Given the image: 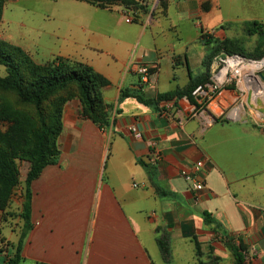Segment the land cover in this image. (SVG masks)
Masks as SVG:
<instances>
[{
  "label": "crops",
  "instance_id": "crops-1",
  "mask_svg": "<svg viewBox=\"0 0 264 264\" xmlns=\"http://www.w3.org/2000/svg\"><path fill=\"white\" fill-rule=\"evenodd\" d=\"M135 1L55 0L2 31L38 64L84 63L109 81L102 91L109 128L84 117L79 99L64 107L59 160L32 183L23 256L30 264H237L231 239L243 246L246 264H264V115L246 106L250 89L253 104L264 103L257 76L264 64L235 76L218 57L212 83L221 89L204 108L188 97L142 102L195 84L216 42H239L247 23L264 24V0ZM168 106L178 110L174 117L161 115ZM202 111L215 119L211 126L196 116ZM199 161L204 189L196 192L182 172L193 174ZM23 193L9 208L17 216L4 222L0 210V264L20 239ZM159 240L169 246L167 258Z\"/></svg>",
  "mask_w": 264,
  "mask_h": 264
},
{
  "label": "trees",
  "instance_id": "trees-1",
  "mask_svg": "<svg viewBox=\"0 0 264 264\" xmlns=\"http://www.w3.org/2000/svg\"><path fill=\"white\" fill-rule=\"evenodd\" d=\"M82 1L100 7L115 3H137L135 0ZM5 3L6 0H0V24ZM246 33L260 37V42L252 52H247L238 41L227 39L216 42L203 61L205 71L195 84L187 89L160 95L156 100L142 102L158 106L164 101L188 97L198 108L206 107L208 100H205L203 105L198 104L193 92L200 86L212 84L211 67L218 57L238 55L254 61L264 58V24L247 23ZM0 65L7 70V75L0 77V94L15 97L21 107L18 109L0 97V125L10 124L6 132L0 129V210L4 222L17 216L16 213L9 211L15 189L20 184V169L16 159L29 163L24 183V203L19 214L23 227L18 244L11 247L4 264H30L23 256V249L32 229V183L40 177L44 168L56 164L59 160L58 138L63 130L64 107L69 101L79 99L84 117L104 129L109 128L111 119L102 93L103 88L109 85V81L84 63L56 58L52 62L38 64L22 48L1 38ZM225 87L235 86L228 84ZM158 244L167 258L170 254L168 244L162 240H159ZM226 246L233 253L237 264H246L243 246L235 245L231 239L226 242ZM197 256H201L199 250Z\"/></svg>",
  "mask_w": 264,
  "mask_h": 264
},
{
  "label": "rangeland",
  "instance_id": "rangeland-1",
  "mask_svg": "<svg viewBox=\"0 0 264 264\" xmlns=\"http://www.w3.org/2000/svg\"><path fill=\"white\" fill-rule=\"evenodd\" d=\"M63 2L64 1H60L59 5L61 6ZM54 5H55V0H6V3L4 4L5 14L4 17H2L4 23L2 25L3 28L2 29L0 28L1 29L0 38L3 39L1 37L3 35V32L5 34L13 32V30L17 26V21L21 16H23L25 11L33 10V11L45 12L46 10H50ZM239 43L243 46V48L247 52H252L258 45L257 38L248 37L247 34L245 35V33L244 36H242ZM245 70H252V69H250V67H247L245 68ZM6 75H7L6 67L0 65V77H5ZM0 97L9 103H12L14 107L18 109L21 108L15 97L11 95L3 96L1 94ZM9 127H10L9 123H2L0 125V129L3 132H6L9 129ZM18 166L20 169V175L22 176L23 179L25 178V173L27 171V168H29V163L20 160ZM21 187H22V192H24V185L20 183L19 186L15 189V195H16V191H19Z\"/></svg>",
  "mask_w": 264,
  "mask_h": 264
},
{
  "label": "built area",
  "instance_id": "built-area-1",
  "mask_svg": "<svg viewBox=\"0 0 264 264\" xmlns=\"http://www.w3.org/2000/svg\"><path fill=\"white\" fill-rule=\"evenodd\" d=\"M126 22L130 23L132 22L131 18L128 17L126 18ZM239 60V64L235 65V66H230L229 65V61L230 60ZM219 61L220 64L222 65L223 68H227L228 71H232L234 73L235 76H239L240 73L243 71L241 69V67L243 65H248L250 62V60H247L241 56L235 55V56H221L219 57ZM258 63H262V65L264 64V62H258ZM263 67V66H262ZM137 72L142 76V81L144 83H149L150 81V71L149 68L146 66H141L140 68H138ZM221 86L218 83H212L209 84L207 86H200L198 87L194 92H193V97L195 98L196 101L201 100V101H205L208 100V102L210 100H212L220 91ZM163 110L161 111V115H163L164 117H174V111L175 114L178 113V110H175L174 108H172L171 106L167 107H163ZM196 116H199L202 118L203 120V124L205 126H211L215 119L213 117H211L206 111H202L201 113L196 114ZM134 135L136 138H141V134L138 132V130L136 128L132 129ZM158 158H160V155L157 156ZM204 166V162L203 161H199L194 165L193 174H189L187 172H182V176L187 180L190 181L192 184V188L193 190H195L196 192H201L204 189V186L202 183H200L197 179V176L199 174V172L201 171V169Z\"/></svg>",
  "mask_w": 264,
  "mask_h": 264
},
{
  "label": "water",
  "instance_id": "water-1",
  "mask_svg": "<svg viewBox=\"0 0 264 264\" xmlns=\"http://www.w3.org/2000/svg\"><path fill=\"white\" fill-rule=\"evenodd\" d=\"M252 62H264V58L260 61H254V60H250ZM261 69V68H260ZM259 80H260V86L262 88V91L264 92V71H260L258 74H257ZM254 99V91L252 89H250L248 91V94H247V100H246V106L251 108L253 111H256L258 112L259 114L261 115H264V103L263 101L259 98L256 100V104H257V107L253 104V100ZM16 163L17 165H19L20 163V159H16Z\"/></svg>",
  "mask_w": 264,
  "mask_h": 264
},
{
  "label": "bare ground",
  "instance_id": "bare-ground-1",
  "mask_svg": "<svg viewBox=\"0 0 264 264\" xmlns=\"http://www.w3.org/2000/svg\"><path fill=\"white\" fill-rule=\"evenodd\" d=\"M237 64H239V60H236V59H234V60H230L229 61V65L230 66H235V65H237ZM262 66V63H258V62H250L248 65H243L242 67H241V69L242 70H245V68H247V67H250V69H252V70H257V69H259L260 67ZM245 77V76H244ZM247 77V76H246ZM223 79V78H222ZM246 87V86H245ZM255 95V94H254ZM235 114V113H234Z\"/></svg>",
  "mask_w": 264,
  "mask_h": 264
}]
</instances>
